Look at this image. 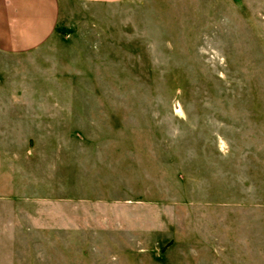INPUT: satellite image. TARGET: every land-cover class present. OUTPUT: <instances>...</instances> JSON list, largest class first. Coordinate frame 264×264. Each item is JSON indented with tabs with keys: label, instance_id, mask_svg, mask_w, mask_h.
Segmentation results:
<instances>
[{
	"label": "rangeland",
	"instance_id": "rangeland-1",
	"mask_svg": "<svg viewBox=\"0 0 264 264\" xmlns=\"http://www.w3.org/2000/svg\"><path fill=\"white\" fill-rule=\"evenodd\" d=\"M0 264H264V0H61L0 54Z\"/></svg>",
	"mask_w": 264,
	"mask_h": 264
},
{
	"label": "crops",
	"instance_id": "crops-1",
	"mask_svg": "<svg viewBox=\"0 0 264 264\" xmlns=\"http://www.w3.org/2000/svg\"><path fill=\"white\" fill-rule=\"evenodd\" d=\"M115 3L121 0H81ZM61 15V0H0V54L23 55L46 44Z\"/></svg>",
	"mask_w": 264,
	"mask_h": 264
}]
</instances>
